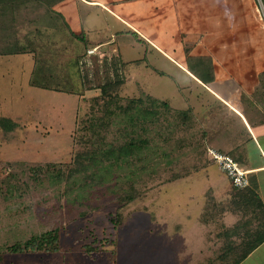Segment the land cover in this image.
Returning <instances> with one entry per match:
<instances>
[{"label":"crops","instance_id":"0c3cea01","mask_svg":"<svg viewBox=\"0 0 264 264\" xmlns=\"http://www.w3.org/2000/svg\"><path fill=\"white\" fill-rule=\"evenodd\" d=\"M262 5L263 0H65L49 9L34 0H0V57L33 60L31 87L57 91L65 84L70 87L61 91L81 95L78 61L87 58L86 51L95 49L104 57L115 53L124 75L127 62L120 59V47L126 46L139 57L129 63L151 68L146 58L160 57L209 95L202 100L200 93L186 105L197 122L200 150L212 147L248 171L250 192L234 189L206 153L194 173L200 177L180 178L186 187L204 185L196 220L204 225L206 214L213 219V235L198 237L196 255L186 264L228 263L222 261L224 249L233 263L264 234L256 205L259 200L264 210ZM95 21L110 36L89 44L86 33ZM213 174L225 177L224 182ZM255 246L237 264H264V240Z\"/></svg>","mask_w":264,"mask_h":264},{"label":"rangeland","instance_id":"374dc122","mask_svg":"<svg viewBox=\"0 0 264 264\" xmlns=\"http://www.w3.org/2000/svg\"><path fill=\"white\" fill-rule=\"evenodd\" d=\"M261 10L264 13L263 5ZM95 22L92 31L86 33L89 44L110 36L100 31L104 27L100 21ZM104 56L101 53L99 57ZM107 58L118 60L115 53H109ZM136 58H139L137 52L120 47V59L127 62L122 97L145 93L172 108L187 110L191 102H196V95L202 93V100L209 99L207 93L191 84L166 60L147 57L151 68H146V63V67L129 63ZM32 65L33 60L27 57H0V117H10L19 125L7 135L8 140L0 132V251L4 253L8 246L55 229L60 231V245L58 252L4 253L1 264H186L191 261L196 255L198 237L213 235L211 215L206 214L204 225L196 220L204 185L191 182L186 187L182 178L168 180L172 174L200 177L194 173L198 166H203V154L184 148L173 153L170 166L162 160L156 169L153 164L148 171L132 177L139 196L126 206L119 200L130 186L125 179L116 177L90 192L87 202L71 201L72 195L66 197L61 193L65 185L49 183L44 174L47 164L70 165L73 161L79 95L61 91L70 87L65 84L57 91L29 86ZM185 84L190 86L189 90L183 88ZM190 143L196 144L194 138ZM31 170L41 172L34 175ZM211 177L225 180L217 174Z\"/></svg>","mask_w":264,"mask_h":264},{"label":"trees","instance_id":"16d2710c","mask_svg":"<svg viewBox=\"0 0 264 264\" xmlns=\"http://www.w3.org/2000/svg\"><path fill=\"white\" fill-rule=\"evenodd\" d=\"M4 1L12 4L23 0ZM34 1L50 9L65 0ZM92 55L86 54L87 58L78 61L82 94L78 97L80 114L76 116L73 133L76 148L73 161L70 165L47 164L44 176L49 183L64 184L61 193L66 197L72 195L71 201L79 204L87 202L90 192L104 187L111 178H123L130 187L119 203L126 206L139 196L132 177L148 171V167L153 164V169H156L162 160H166V165L170 166L174 160V152L189 148L191 152L202 155L206 153V147H202L201 153L202 144L196 133L197 122L190 110H173L167 102L146 94L122 97L120 93L125 85V74L121 73L123 64L115 57L109 60L107 57L100 58L98 54ZM89 93L93 94L86 97ZM18 127V123L10 117H0V132L5 135L6 140L7 135ZM110 134L112 137L109 139ZM191 138L196 143L194 146L190 143ZM172 144L173 147H170ZM31 171L34 175L41 172ZM181 177L183 176L172 174L168 181ZM244 190L250 192L248 187ZM256 205L264 218L262 203L256 200ZM261 238L264 240V234ZM59 245L60 231L55 229L33 236L23 243L8 246L4 253L58 252ZM254 247L248 248L239 257H245ZM4 253L0 251V264ZM229 255L228 249L221 251L222 261H228L224 264L239 262L240 258L230 263Z\"/></svg>","mask_w":264,"mask_h":264},{"label":"built area","instance_id":"2783aa9c","mask_svg":"<svg viewBox=\"0 0 264 264\" xmlns=\"http://www.w3.org/2000/svg\"><path fill=\"white\" fill-rule=\"evenodd\" d=\"M86 54H96V51L95 49H88ZM206 155L217 166L219 171L229 179L234 189L244 190L249 187L248 171L239 168L231 157L210 147L206 149Z\"/></svg>","mask_w":264,"mask_h":264}]
</instances>
